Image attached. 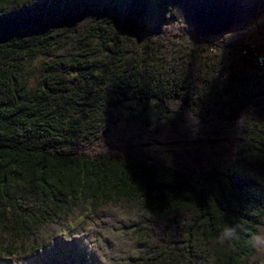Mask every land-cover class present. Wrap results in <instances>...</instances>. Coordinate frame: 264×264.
I'll return each instance as SVG.
<instances>
[{
    "label": "trees",
    "instance_id": "trees-1",
    "mask_svg": "<svg viewBox=\"0 0 264 264\" xmlns=\"http://www.w3.org/2000/svg\"><path fill=\"white\" fill-rule=\"evenodd\" d=\"M168 15L160 0H0V260L259 264L264 18L195 38ZM251 101L205 144L218 111ZM155 145L170 154L141 155ZM227 223L244 225L231 245Z\"/></svg>",
    "mask_w": 264,
    "mask_h": 264
},
{
    "label": "rangeland",
    "instance_id": "rangeland-1",
    "mask_svg": "<svg viewBox=\"0 0 264 264\" xmlns=\"http://www.w3.org/2000/svg\"><path fill=\"white\" fill-rule=\"evenodd\" d=\"M160 4L162 7H164L167 10V14L169 19L171 21H185L189 23L193 28V35L195 38L198 37H209V36H216L220 35L225 32L239 30L244 27H247L248 25L264 18V5H262L260 8L256 9L255 11H252V14H241L240 17L236 18L235 21H231L229 23H223L219 26H216L214 28H207L203 24L196 25L194 21L189 18L186 15L185 10L181 6V2L179 0H160ZM41 60H37L33 62L32 64H29L28 67L30 69V73L33 76L31 84H36L35 78L40 77L41 73V67H40ZM35 77V78H34ZM255 104V101L247 102L244 105H239V107L230 108L228 110H221L218 111L213 119L211 120L212 123H214V127L210 133L211 137L208 139L205 144L207 145H213L217 143L219 137H221L222 133L227 129H232L241 119V114L243 110L247 107H252ZM196 143L194 142H186L183 143V145H194ZM158 149L159 152L163 155H169V146L168 147H159V146H153V147H141L139 148V151L141 152V155L144 156L152 150ZM94 219L90 217L89 215L84 216L80 220H78L75 223H71L68 226L66 236L68 238L71 235H78L82 233L91 223H93ZM6 262L11 264H18L19 260L15 257H11L9 259L0 260V264Z\"/></svg>",
    "mask_w": 264,
    "mask_h": 264
},
{
    "label": "bare ground",
    "instance_id": "bare-ground-1",
    "mask_svg": "<svg viewBox=\"0 0 264 264\" xmlns=\"http://www.w3.org/2000/svg\"><path fill=\"white\" fill-rule=\"evenodd\" d=\"M186 15L196 25L203 24L214 28L223 23L235 21L241 14H252V11L264 5V0H179Z\"/></svg>",
    "mask_w": 264,
    "mask_h": 264
},
{
    "label": "clouds",
    "instance_id": "clouds-1",
    "mask_svg": "<svg viewBox=\"0 0 264 264\" xmlns=\"http://www.w3.org/2000/svg\"><path fill=\"white\" fill-rule=\"evenodd\" d=\"M242 230H244V225L240 223H227L220 230L217 242L220 244H234L240 239ZM248 243L255 251L259 264H264V225L249 236Z\"/></svg>",
    "mask_w": 264,
    "mask_h": 264
},
{
    "label": "built area",
    "instance_id": "built-area-1",
    "mask_svg": "<svg viewBox=\"0 0 264 264\" xmlns=\"http://www.w3.org/2000/svg\"><path fill=\"white\" fill-rule=\"evenodd\" d=\"M258 62L262 67H264V54L258 58Z\"/></svg>",
    "mask_w": 264,
    "mask_h": 264
},
{
    "label": "flooded vegetation",
    "instance_id": "flooded-vegetation-1",
    "mask_svg": "<svg viewBox=\"0 0 264 264\" xmlns=\"http://www.w3.org/2000/svg\"><path fill=\"white\" fill-rule=\"evenodd\" d=\"M29 75H30V78H31V79H30V82H29V86H30V87H34L36 84H33V85L31 84L32 79H33V78H32L33 76H32L31 73H30V69H29ZM34 78H35V77H34ZM37 79H38V78H35L36 82H37Z\"/></svg>",
    "mask_w": 264,
    "mask_h": 264
},
{
    "label": "water",
    "instance_id": "water-1",
    "mask_svg": "<svg viewBox=\"0 0 264 264\" xmlns=\"http://www.w3.org/2000/svg\"><path fill=\"white\" fill-rule=\"evenodd\" d=\"M242 105H244V104H242ZM241 106V105H240Z\"/></svg>",
    "mask_w": 264,
    "mask_h": 264
}]
</instances>
